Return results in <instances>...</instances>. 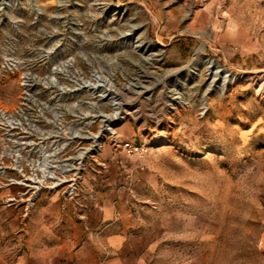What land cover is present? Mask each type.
<instances>
[{"label":"rangeland","instance_id":"374dc122","mask_svg":"<svg viewBox=\"0 0 264 264\" xmlns=\"http://www.w3.org/2000/svg\"><path fill=\"white\" fill-rule=\"evenodd\" d=\"M118 162L145 264H264V0H0V212Z\"/></svg>","mask_w":264,"mask_h":264},{"label":"crops","instance_id":"0c3cea01","mask_svg":"<svg viewBox=\"0 0 264 264\" xmlns=\"http://www.w3.org/2000/svg\"><path fill=\"white\" fill-rule=\"evenodd\" d=\"M127 172L118 162L105 179L97 177L92 185L85 181L95 195L84 212L35 211L27 219L0 212V264H145L131 231L130 195L123 187ZM100 186L108 190L100 193Z\"/></svg>","mask_w":264,"mask_h":264},{"label":"bare ground","instance_id":"6f19581e","mask_svg":"<svg viewBox=\"0 0 264 264\" xmlns=\"http://www.w3.org/2000/svg\"><path fill=\"white\" fill-rule=\"evenodd\" d=\"M75 134L69 139V140H63L61 141L57 147H56V153H59L61 152L63 149H65L69 144L72 143V141L76 138V137H79V138H82V139H88V140H92L93 141V147L91 148V150L93 149L94 152H98L101 150V148L103 147V141L105 139V136L104 135H80V133L77 131L74 132ZM77 133V134H76ZM88 152V150H84L81 152L80 156H84V154ZM66 169V168H65ZM68 170V169H66ZM58 184H60L58 182Z\"/></svg>","mask_w":264,"mask_h":264},{"label":"built area","instance_id":"2783aa9c","mask_svg":"<svg viewBox=\"0 0 264 264\" xmlns=\"http://www.w3.org/2000/svg\"><path fill=\"white\" fill-rule=\"evenodd\" d=\"M3 112H4V111H3ZM37 169H38V168L36 167L35 170L37 171ZM19 170H21L22 174L24 175V173H23V172L25 171L24 168H20ZM38 178H39V177H37V179H38ZM25 180H27V179H26V178H25V179H21L20 182H24ZM37 181H39V179H38ZM25 184H26V183H25Z\"/></svg>","mask_w":264,"mask_h":264}]
</instances>
